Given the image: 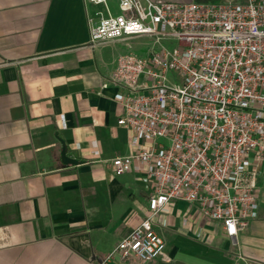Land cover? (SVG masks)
Listing matches in <instances>:
<instances>
[{
  "label": "crops",
  "instance_id": "0c3cea01",
  "mask_svg": "<svg viewBox=\"0 0 264 264\" xmlns=\"http://www.w3.org/2000/svg\"><path fill=\"white\" fill-rule=\"evenodd\" d=\"M96 9L0 0V264H99L148 213L144 174L111 170L129 132L117 124L123 89L107 82L121 54L102 51L123 41L90 43ZM61 142L79 164H62ZM243 167L256 172L259 207L234 240L173 201L154 221L165 254L110 264H264V162L249 155Z\"/></svg>",
  "mask_w": 264,
  "mask_h": 264
},
{
  "label": "built area",
  "instance_id": "2783aa9c",
  "mask_svg": "<svg viewBox=\"0 0 264 264\" xmlns=\"http://www.w3.org/2000/svg\"><path fill=\"white\" fill-rule=\"evenodd\" d=\"M85 1L97 8L93 46L152 39L144 57L119 55L107 79L123 89L117 124L130 148L111 170L144 174L148 213L99 264L163 256L154 221L173 201L194 205L234 240L259 207L256 172L243 166L249 155L264 162V0Z\"/></svg>",
  "mask_w": 264,
  "mask_h": 264
},
{
  "label": "rangeland",
  "instance_id": "374dc122",
  "mask_svg": "<svg viewBox=\"0 0 264 264\" xmlns=\"http://www.w3.org/2000/svg\"><path fill=\"white\" fill-rule=\"evenodd\" d=\"M206 1L209 2L211 1L213 3H241L243 0H206ZM109 2L111 5H113L114 0H109ZM180 2L186 3L190 1L180 0ZM113 12L116 13V10H114ZM151 45H152V39H148V38L131 39L128 40L127 42H123L114 47L103 48L102 53L106 61H109L113 55L115 56L117 54H125L128 52H132L139 57H144L148 53ZM162 45L167 48H173L176 47V41L165 39L162 41ZM155 47L157 48L158 46L156 45Z\"/></svg>",
  "mask_w": 264,
  "mask_h": 264
},
{
  "label": "water",
  "instance_id": "95a60500",
  "mask_svg": "<svg viewBox=\"0 0 264 264\" xmlns=\"http://www.w3.org/2000/svg\"><path fill=\"white\" fill-rule=\"evenodd\" d=\"M60 157H61V162L64 165H69V164L77 165V164L80 163L78 160L67 156V154H66V147H65V144L63 142H61V153H60Z\"/></svg>",
  "mask_w": 264,
  "mask_h": 264
}]
</instances>
